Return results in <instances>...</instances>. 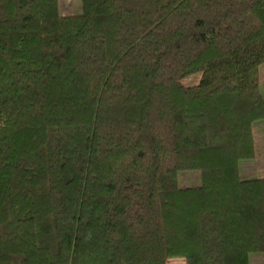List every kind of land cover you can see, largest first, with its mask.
Segmentation results:
<instances>
[{"label": "trees", "instance_id": "obj_1", "mask_svg": "<svg viewBox=\"0 0 264 264\" xmlns=\"http://www.w3.org/2000/svg\"><path fill=\"white\" fill-rule=\"evenodd\" d=\"M80 7L0 0V264L264 254V0Z\"/></svg>", "mask_w": 264, "mask_h": 264}, {"label": "rangeland", "instance_id": "obj_2", "mask_svg": "<svg viewBox=\"0 0 264 264\" xmlns=\"http://www.w3.org/2000/svg\"><path fill=\"white\" fill-rule=\"evenodd\" d=\"M56 10L59 14H74L81 10L80 0H55ZM199 73H193L181 78V83L190 85L197 82ZM258 88L264 98V64L258 66ZM252 126L255 153L250 159L238 161V172L243 178L264 177V121H258ZM185 184L194 183L196 175L193 172L181 173ZM180 176V175H179ZM249 264H264L263 253H249ZM166 264H183L181 258H170Z\"/></svg>", "mask_w": 264, "mask_h": 264}]
</instances>
